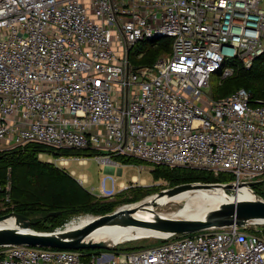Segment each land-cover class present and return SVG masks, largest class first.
I'll return each mask as SVG.
<instances>
[{"label": "built area", "instance_id": "1", "mask_svg": "<svg viewBox=\"0 0 264 264\" xmlns=\"http://www.w3.org/2000/svg\"><path fill=\"white\" fill-rule=\"evenodd\" d=\"M164 37L168 52L132 66L137 42ZM263 53L264 0H0V149L35 142L87 150L112 166L126 155L245 182L264 173V98L244 88L214 98L210 82ZM47 155L75 176L61 167L74 157ZM8 189L9 180L7 200ZM99 190L114 194L104 180ZM248 225L167 234L129 250L114 242L86 259L5 245L0 264H264V234Z\"/></svg>", "mask_w": 264, "mask_h": 264}, {"label": "trees", "instance_id": "2", "mask_svg": "<svg viewBox=\"0 0 264 264\" xmlns=\"http://www.w3.org/2000/svg\"><path fill=\"white\" fill-rule=\"evenodd\" d=\"M155 40H141L134 45L135 52L140 54L139 58L133 57L138 65H148L156 60L160 53L158 49L140 47L142 42H155ZM170 41V38H167L162 48L164 52L170 49ZM239 88L248 90L253 98H264V53L256 58L249 68L240 66L234 75L227 77L219 84L214 83V86H211V94L214 98H223ZM39 152L64 156L92 154L87 150L54 149L35 142L27 143L23 147H14L8 151H0V195L2 197L5 195V186L9 180L8 200L14 210L28 214L30 209L36 206L42 207L47 221L59 219V223L50 228L52 230L72 215L103 213L112 208L113 203L99 201L63 169L39 159L37 157ZM115 158L117 161L125 160L128 163L144 161L138 157L126 155H117ZM153 165H155L152 170L153 178H163L171 185L195 181L223 183L231 180L222 172L214 175L205 169ZM52 211L61 212L54 216H47V213ZM157 240L160 239L157 238ZM88 256L89 254L83 253L84 259Z\"/></svg>", "mask_w": 264, "mask_h": 264}, {"label": "rangeland", "instance_id": "3", "mask_svg": "<svg viewBox=\"0 0 264 264\" xmlns=\"http://www.w3.org/2000/svg\"><path fill=\"white\" fill-rule=\"evenodd\" d=\"M166 42H167V38L165 37L158 38L155 40V42H151V41L142 42L140 47L142 49L153 48V47H154L153 49H158L160 52L158 55L159 57L164 53V49L162 48H164ZM135 49L133 47L130 50V60L132 62V66H135V64H137L133 58L137 54L135 52ZM245 68H249V67H245ZM213 77L214 78L211 79L210 82V90H211V86H214V83H218V84L220 83L218 80V73L214 74ZM12 148L10 147L6 149H0V151L2 150L8 151ZM37 157L43 161H48L47 159L49 158V156L43 152H39L37 154ZM71 157L74 158H69L67 159L66 162H64L62 159H58L56 162L55 161L52 162L61 164L60 162L63 161L61 167L65 168V170L68 171L69 173L74 170L75 176L73 177H77L78 174L84 173L83 175L86 176L87 182L84 183L83 187L87 191H89L91 187H93L94 190H92L91 192L89 191L93 196H95L99 201L103 203L111 202L114 205L109 211L103 213L102 212H95L94 214L80 213V214L72 215L67 219H65L64 221L63 219H61L63 222L61 221L62 223L60 222L61 224L54 227L52 230L50 228L52 227V225L59 223V219L47 221L45 219V211L43 210V208L40 206H36L33 209H30L28 211V214H23L26 215L29 219L28 227L30 229L38 232H52V233L79 232L83 230L85 227H87L90 223L98 219V217L101 215L110 213L116 210L117 208L121 209L125 205L141 202L149 196H158L163 192L168 194L166 191H168L170 188L174 186L171 185L169 181L163 178L154 179L152 176V170L155 168V165L145 160L143 162L128 163L125 162V160L115 161L116 158L114 156L112 157V160L116 162V165L112 166L98 161L93 157V155L92 156L91 154L87 155V153L81 155H71ZM111 166H112L111 171L105 169ZM222 173H225V176L231 179L229 182H223V183H233L232 180L233 177L230 172L222 171ZM229 174H231V176ZM103 180H104V188L110 190L112 189V191L114 190L113 195L102 196L98 194L100 191L99 189L102 187ZM118 183H125V186L119 188ZM242 183H246L245 185H248V187L253 191L254 195L258 199L264 200V173L252 178H248L245 180V182ZM238 185H243V184H238ZM225 190L226 193L228 194H231L234 191L233 189H226V188ZM219 201L220 200H217L216 198H212V197H201L199 198V200L187 201L184 202L183 204H175L170 207L169 212L171 214L173 213V215L175 216H178L176 214H181L182 211L184 212V209L182 207H184L187 210L192 209L191 211H194L193 208L198 205L197 202H199V204L202 205L205 209L210 210L219 206V203L222 202ZM206 206H211V207H206ZM9 212H17V211L13 209V205L10 204L9 200L5 198V195L3 197L2 195H0V215ZM155 214L167 215L165 213L163 214L155 213ZM47 216L50 215H48L47 213ZM167 216H171V215H167ZM256 227L258 226L249 224L247 226V229L255 232L257 231L256 229H260L257 232L264 234V225L258 228ZM161 234H164V232L155 231L151 228L139 224L138 226L134 227L132 232L129 233L125 239L120 241L125 243L118 244L117 248L122 250H129L140 246L160 243L161 240H157L158 238L157 236H160ZM179 235H185V234H179ZM78 250H80L84 254L86 253L89 255L92 253H101L105 251H110V249H105V248H83Z\"/></svg>", "mask_w": 264, "mask_h": 264}, {"label": "water", "instance_id": "4", "mask_svg": "<svg viewBox=\"0 0 264 264\" xmlns=\"http://www.w3.org/2000/svg\"><path fill=\"white\" fill-rule=\"evenodd\" d=\"M243 184L246 183H237ZM236 183H221V182H189L174 185L168 193H174L191 187H224L226 189H235ZM248 186V185H246ZM61 211H52L48 215L54 216ZM13 216L15 223L19 228H2L0 229V246L5 245H20L40 246L46 248L59 249H83V248H105L109 249L113 243L103 240H86L84 237L91 234L100 228L125 219L124 211L120 208L101 215L90 223L82 232L75 238L66 239L58 238L44 232H38L30 229L29 219L26 215L17 212H9L0 215V220L9 216ZM253 221L264 222V200L258 198L238 199L221 203L216 208L210 209L202 218H172V217H157L152 221L142 222L141 224L155 231L164 232L167 234H187L202 230L223 228L226 226H244Z\"/></svg>", "mask_w": 264, "mask_h": 264}, {"label": "bare ground", "instance_id": "5", "mask_svg": "<svg viewBox=\"0 0 264 264\" xmlns=\"http://www.w3.org/2000/svg\"><path fill=\"white\" fill-rule=\"evenodd\" d=\"M233 193L228 194L226 193L225 188L219 186H209V187H191L184 190H180L174 193L166 194L163 192L158 196H149L145 197L146 199L129 205L123 206L121 210L124 211L125 219L115 222L113 224L104 226L99 230L87 234L84 237V241L86 240H103V241H110L120 242L127 237L129 233L132 232L134 227L138 226L139 224L142 225V222L152 221L154 218L157 217H171L172 218H202L209 209H205L202 205L197 202V206L194 207V211L192 209H184L181 214H176L178 216L171 214L170 207L175 204H183L187 201L199 200L201 197H212L220 200L222 202L219 205L226 201L238 200V199H251L257 198L253 191L246 185H236L235 189H233ZM159 204V206H158ZM166 205V206H164ZM183 206V205H182ZM188 206V205H187ZM211 207V206H206ZM155 213H165L167 215L155 214ZM2 228H19V225L15 223L14 217L11 215L9 217L3 218L0 220V229ZM86 228V227H85ZM84 228V229H85ZM83 229V230H84ZM82 232H74V233H52V232H44L46 234L58 237V238H66L71 239L77 237ZM166 235V233L161 234V237Z\"/></svg>", "mask_w": 264, "mask_h": 264}, {"label": "crops", "instance_id": "6", "mask_svg": "<svg viewBox=\"0 0 264 264\" xmlns=\"http://www.w3.org/2000/svg\"><path fill=\"white\" fill-rule=\"evenodd\" d=\"M106 170H109V171H111L112 169H111V167H107V168H105ZM74 178H76V177H74ZM113 188V187H112Z\"/></svg>", "mask_w": 264, "mask_h": 264}]
</instances>
